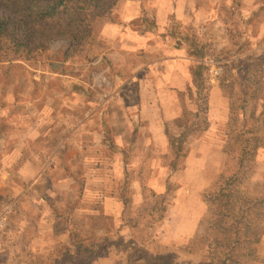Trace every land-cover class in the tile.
Masks as SVG:
<instances>
[{
    "label": "rangeland",
    "instance_id": "374dc122",
    "mask_svg": "<svg viewBox=\"0 0 264 264\" xmlns=\"http://www.w3.org/2000/svg\"><path fill=\"white\" fill-rule=\"evenodd\" d=\"M143 13L160 32L177 26L180 32L197 33L199 43L206 46L207 63L212 70L222 68L212 76L209 125L181 148L180 169L172 176L174 153L152 159L142 150L143 136L123 137L115 129L120 125L123 134L125 126L126 105L117 100L135 102L136 83L132 88L125 85L133 79V68L136 73L141 62L154 63L162 72V67L175 68L181 55L187 56L186 48L174 55L158 54L159 41L148 34ZM91 29L89 46L83 53L72 52L70 59L66 55L72 41L61 37L48 44L39 63L0 64V211L15 202L18 229L24 230L16 240L1 233L0 264H53L60 248L64 253L57 264L93 259L95 264H219L223 256L217 245L223 236L214 228L216 197L234 176L245 198L257 205L247 203L245 222L254 230L263 229L257 246L262 259L247 264H264V122L258 121L264 108H257L264 99V0H119L111 17L95 20ZM239 29L247 31L242 52L236 47ZM83 86L89 96H84ZM136 108L133 105L128 118ZM108 114L115 122L107 119ZM187 120L188 130L204 125L195 124L191 115ZM75 122L72 141L80 145L81 158L76 156L73 165L59 143ZM45 126L54 130L51 146L46 147ZM171 129L178 134L181 128L171 122ZM107 136L114 146L107 144ZM247 139L253 154L245 158ZM24 144L41 162L40 179L32 176L31 164L23 168L19 160L17 150ZM12 166L17 169H9ZM114 188L128 204V231L122 232L118 244L111 239L115 229L106 218L109 202L103 203ZM25 193L29 196L24 198ZM77 226L81 231L93 227L106 238L99 249L104 257L94 252L83 255L75 247V241L85 237Z\"/></svg>",
    "mask_w": 264,
    "mask_h": 264
},
{
    "label": "trees",
    "instance_id": "16d2710c",
    "mask_svg": "<svg viewBox=\"0 0 264 264\" xmlns=\"http://www.w3.org/2000/svg\"><path fill=\"white\" fill-rule=\"evenodd\" d=\"M118 2L119 0H0V64L18 65L17 62L21 61H36L39 63L47 51L48 44L61 37H68L72 41L71 50L67 52L66 58L70 59L72 57V52L83 53L89 46L91 40L93 22L105 16L111 17L113 9ZM147 17L148 14L143 13L142 18L144 22H146L148 34H150L153 39L159 41L157 43L160 47L159 49L156 48V51L164 54H175V52L186 48L187 56L177 61L178 70L182 68L186 69V75L180 72V76H183V78L185 77V79L182 80L178 78L177 81H179V83H176L178 85L172 86L171 89L175 91L172 93L178 94L186 101L189 111L188 114L194 118V123L204 124L200 127L197 126L198 128H195L196 125H193L190 127L193 128V130H188L190 124L188 122L185 128L187 130L183 131L184 133L179 137H173L168 130L166 131V138L164 136V139L168 141V147L173 148L174 152V157H172L170 161V167L172 169L170 175L172 176L175 170L180 169L178 167V160L184 145L189 142L196 133L201 130L205 131L209 125L207 113L210 109L209 97L214 87V80L210 74V66L205 62L206 46L205 44L201 45L199 43L197 33L193 31L189 33L180 32L177 26H168L165 28V32H160L157 23H148L149 20ZM235 23L238 25V22ZM238 34L240 42L236 47L239 49L237 50L238 52H242L247 31L239 29ZM82 88L84 96H89V89L85 86ZM246 91L245 88L244 93ZM164 95L165 93L163 92L160 93V98L156 95L152 99L142 100L143 104H140V108L145 109L146 114L151 117V120L157 118V115H161L164 120L163 126H166L165 117L162 115L163 113H157L162 107L161 101ZM168 95L169 93L167 92L165 97ZM245 102H247V100H245ZM261 103V106L260 103L257 104V108H264V99ZM101 117H103L102 114ZM258 121L264 122V112L261 115V119H258ZM2 133L3 130L0 129V137ZM106 141L109 146H114L110 137L108 138L107 136ZM20 142L21 141L17 142L19 143L18 146L21 145ZM22 142L24 143L26 141L22 140ZM250 144V140L247 139L243 148V157L245 158L248 154H253L249 146ZM25 147L26 144L19 148L20 152L18 157L19 160L23 162V168L24 163L26 165H32V176L35 177L39 168L36 163V155L30 154V151L27 152ZM150 158L154 159L155 157L150 154ZM9 159L12 158L9 157ZM15 160L16 153L13 162H11L12 165L16 164ZM241 161H244V159L242 158ZM9 169H17V167L14 168V166H12ZM180 171L183 173L182 170ZM230 182L229 186L223 187L216 197L218 209L214 219V228L223 236L221 243L217 245L220 254L223 256L219 264H247L248 261H261L262 255L257 246L261 244L263 229L259 231L254 230L253 226L245 222L249 207L251 206L254 208V206L257 207V205L255 201L253 204L252 202L250 203L240 191L238 187V176L231 178ZM116 190L117 189L114 188V192L111 193L109 197H104L103 203L106 204V202L109 201V204L106 205L112 209L111 212L107 214L106 218L110 227L115 229L113 231L115 233V238L111 239L115 244H118L122 241L120 240L122 232L128 231L129 220L126 218V208L128 204L125 203V200L120 199ZM240 200L243 201L239 206L238 203ZM247 203L250 204V206H247ZM77 227V231L82 235L85 234V237L76 240L75 247H77L83 255H85V253L91 254L94 252L98 254L96 257H104L106 253L100 254L99 249L103 247L107 241L106 238L98 236L93 227L85 228L82 231L79 229V226ZM77 231L74 232L73 235L75 234L76 236L78 234ZM3 237L4 236L1 235L0 238ZM154 243L157 244L158 240H153L152 244ZM59 253L60 258L64 253L62 252V248H60ZM28 254L31 255L32 252L30 251ZM161 255V261L165 262L166 259L168 260L166 253L163 252ZM59 258H56L57 260L55 259L53 264H57ZM84 262L85 260H83L81 264H84ZM85 264H95V261L93 259Z\"/></svg>",
    "mask_w": 264,
    "mask_h": 264
},
{
    "label": "crops",
    "instance_id": "0c3cea01",
    "mask_svg": "<svg viewBox=\"0 0 264 264\" xmlns=\"http://www.w3.org/2000/svg\"><path fill=\"white\" fill-rule=\"evenodd\" d=\"M139 53H142V52L139 51ZM157 53L160 55H164V56L168 55V54H164L162 52L159 53L158 51H157ZM141 55L142 54H140L139 56L141 57ZM172 55H174V54H172ZM181 56H182V58L181 57L180 58L183 59L184 56L183 55H181ZM180 58L178 60H180ZM167 61H169V60H167ZM205 62L206 63L208 62V60H206V58H205ZM140 64L141 65L138 67L139 69H136L137 70L136 73H135V69L133 68V73H132L133 77L132 78L134 80L131 79L128 83L125 84L126 87L131 85V88H132V85H134L136 83L135 88L138 91L136 92V95H135V102L132 103L131 101H127V99L125 97L119 98L117 100V103L120 102V103H122V105H126V110L124 112V117H125L124 124H125V126L123 129V134H120V125H118V127L116 126L115 129L117 130V134L121 135L123 137H131L135 134L134 135L135 138L140 137V139H141V136H143L145 147L142 148V150L145 151L146 153L151 154L155 158H160V157L163 158V157H165L164 155L174 153L173 148L168 147L169 146L168 141L164 139V136L166 138V131L168 130L170 135H172L173 137H179L183 134V131L185 130L187 123L189 122L188 120L185 121V117L189 115L188 114L189 111L187 109L186 101H184L183 97L179 96L178 94L172 93L175 91H172V89H171L172 86L178 85V84H176V83H179V81H177L178 78L182 79V80L185 79V77L183 78V76H180V72H183V74L186 75V69L182 68L181 69L182 71H181V70H178L179 69L178 65L175 68L173 65V67L172 66L162 67V69H163V70H161L162 72H158V70L160 68L156 67L154 65V63L143 64L141 62ZM208 65H210V64H208ZM212 68H213V66L210 65V74L213 76ZM132 74H128V75H132ZM126 82H127V80H126ZM170 89H171V91L169 92ZM163 92L165 93V95L168 92L169 95L166 97L164 95L162 97V101H161L162 107L160 108V110H158L157 113H159V112L163 113L162 115L165 117L166 126H163L164 120H163V117H161V115L160 116L157 115V118H154L157 120H154V119L151 120V117H149L146 114L145 109L140 108V104H143V101H141V99L149 100V99H152L156 95L159 97L160 93H163ZM133 96L134 95H132V97ZM175 99H178V100H175ZM138 102H139V108H138ZM209 102H210V99H209ZM108 104L110 105V102ZM133 105L134 106L137 105L135 114H134V116L128 118L127 114L129 111L132 110ZM105 107H107V105ZM211 109H212V106L210 104L209 111ZM108 112H109V110H107V113ZM74 115L77 119L80 117L76 113ZM109 117L110 118L112 117L113 121L115 122V116L114 115L111 116L110 114H108L107 119H109ZM81 121H83V120H80L79 122H81ZM171 122H172L173 126H174V124H176V127L181 128L178 131V134L175 132H172ZM110 124H109V128L111 127V130H112V125L110 126ZM69 126H70V128H69L70 133H67V132L62 133V136L65 137V138H63V140L65 139V141H62L59 143V146H60L59 149H62L63 152H65V156L68 155L67 154V152H68L69 156L67 159L69 160L70 163L75 165L77 157L79 159L81 158V156L79 154L80 153L79 151H81V148H78V147H80V145L78 146L76 144V141L75 142L72 141V138H73L72 133L76 130L75 129L76 128L75 127L76 122H75V124L72 123ZM162 129H163V132H160ZM53 132H54V130H51L50 127H47V128H46V126L44 127V132L42 133L44 147H46V145H48L50 143V140H51L50 135ZM38 135L39 134H33V137L38 138ZM194 136L200 137V135H197V134H195ZM47 138H48V140H47ZM145 138H146V142H145ZM191 141H189V142H191ZM33 142H36V141L34 140ZM68 143L70 146L68 145ZM127 143H130V142H127ZM141 143H143L142 140H141ZM202 144H206V142H203ZM67 145L70 148H66L65 146H67ZM82 145H84V144H82ZM49 146H51V145H49ZM77 148L79 149V151ZM83 148H84V146H83ZM207 148L210 150L209 146H207ZM204 149H205V147H204ZM19 152H20V150H17V153H19ZM158 154H161V155L158 157L157 156ZM36 163H37V166L41 164V162H38V161H36ZM24 166H27V165L24 163ZM183 173H185V172H183ZM93 175H94V172H93ZM38 177H39V179L42 178L41 167H39L38 173L35 176V178H38ZM23 196L25 198V197H28L29 194L25 193V194H23ZM32 196H33V198L35 197V195H32ZM24 198H22V199H24ZM34 199H36V197ZM107 202H109V201H107ZM15 209H16V206H15ZM18 210H19V207H18V209H16L14 211V214L12 217V222L10 225V226H12L11 229L6 231L11 236H14L15 240L17 239V236H20V234L22 237V233L24 231V230L18 229L19 228L18 223H17ZM111 210H112L111 208L108 210L109 213L111 212ZM26 227H27V224H26Z\"/></svg>",
    "mask_w": 264,
    "mask_h": 264
},
{
    "label": "built area",
    "instance_id": "2783aa9c",
    "mask_svg": "<svg viewBox=\"0 0 264 264\" xmlns=\"http://www.w3.org/2000/svg\"><path fill=\"white\" fill-rule=\"evenodd\" d=\"M212 72L218 75L222 73V68H215ZM15 206V202H10L0 211V234L11 229L12 226L10 225L15 211Z\"/></svg>",
    "mask_w": 264,
    "mask_h": 264
}]
</instances>
